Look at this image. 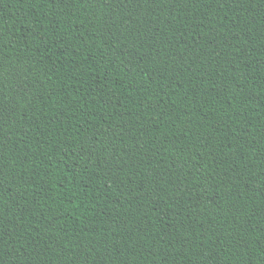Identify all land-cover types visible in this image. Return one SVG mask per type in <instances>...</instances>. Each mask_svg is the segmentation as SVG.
Instances as JSON below:
<instances>
[{
  "label": "trees",
  "instance_id": "16d2710c",
  "mask_svg": "<svg viewBox=\"0 0 264 264\" xmlns=\"http://www.w3.org/2000/svg\"><path fill=\"white\" fill-rule=\"evenodd\" d=\"M0 264H264V0H0Z\"/></svg>",
  "mask_w": 264,
  "mask_h": 264
}]
</instances>
